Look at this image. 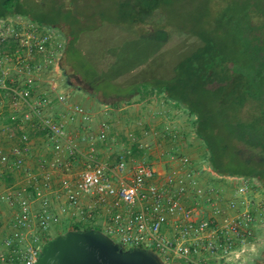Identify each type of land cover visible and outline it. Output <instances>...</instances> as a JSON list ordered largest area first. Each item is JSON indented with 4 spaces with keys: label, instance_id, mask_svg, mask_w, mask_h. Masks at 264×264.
<instances>
[{
    "label": "built area",
    "instance_id": "built-area-1",
    "mask_svg": "<svg viewBox=\"0 0 264 264\" xmlns=\"http://www.w3.org/2000/svg\"><path fill=\"white\" fill-rule=\"evenodd\" d=\"M66 48L55 27L0 18V139L11 143L0 141V180L11 179L0 190V263L36 264L65 219L85 226L104 217L101 230L123 249H152L165 264H227L262 240L264 185L198 162L178 148L188 146L185 130L164 127L173 151L163 167L131 149L100 159L107 123L72 135L68 122L88 127L93 115L64 92ZM37 135L44 153L34 152Z\"/></svg>",
    "mask_w": 264,
    "mask_h": 264
},
{
    "label": "rangeland",
    "instance_id": "rangeland-1",
    "mask_svg": "<svg viewBox=\"0 0 264 264\" xmlns=\"http://www.w3.org/2000/svg\"><path fill=\"white\" fill-rule=\"evenodd\" d=\"M237 2L242 5L247 0H61L67 9L78 16L82 28L79 45L74 51L78 73L74 72L70 77L71 84L65 77L64 92L70 102L84 106L93 115V122L88 127L68 122L69 132L76 136L79 130L82 134L89 129L97 131L103 123H107V141L96 145L100 159L114 160L131 149L134 146L132 140L136 138L140 147L133 152L135 158H145L161 167L168 165L173 143L164 137L163 127L171 124L177 129L185 130L184 141L191 142L187 133L191 128L189 116L174 104L168 103L163 95L151 90L145 91L143 83L153 76H171L174 55L196 47L199 39L196 35H190L192 33L188 24L193 27L196 23L220 16L230 8L237 7ZM147 19H153L155 27L167 25L172 31L157 33L154 32V26L147 28L151 33L135 34L131 31L132 26L135 29L138 23ZM120 24L128 28L125 29ZM55 27L66 37L72 33L70 24L60 23ZM97 87L114 94H105ZM140 89L144 90L141 94L146 95L145 98L138 93ZM253 105H247L243 112L244 120L253 118ZM62 110L63 108H58L57 113ZM5 140L6 137L3 136L1 144L9 148L11 143ZM33 141L34 152L46 151L47 143L42 136H34ZM190 145L188 149L181 146L178 148L184 149L198 162L208 160L202 145ZM82 147L89 149L87 144ZM233 164L241 169L245 168L242 163ZM6 183L5 180H0V190ZM99 219L100 222L105 218ZM81 227L104 229L102 225L96 224ZM67 231L68 224L54 227L49 240L58 236L56 234Z\"/></svg>",
    "mask_w": 264,
    "mask_h": 264
},
{
    "label": "trees",
    "instance_id": "trees-1",
    "mask_svg": "<svg viewBox=\"0 0 264 264\" xmlns=\"http://www.w3.org/2000/svg\"><path fill=\"white\" fill-rule=\"evenodd\" d=\"M237 3V7L230 8L220 16L196 23L193 27L188 24L192 33L190 35H196L199 39L196 47L174 55L171 61L172 75L153 76L143 83V89L163 95L168 103L187 113L191 126L187 131L191 139L188 146L192 143L202 145L215 172L220 175L255 177L262 181L264 0H247L242 5ZM15 14L50 27L60 23L70 24L71 35L66 37L62 34L67 40L63 69L67 82L71 84L70 77L74 72L78 73L74 53L82 31L78 16L67 9L61 0H0V18ZM152 20L141 21L135 29L132 26L131 31L135 34L151 33L147 28L154 26ZM123 25L120 24L128 28ZM154 28V32L163 34L171 30L167 25ZM97 88L105 94H114L105 88ZM144 90L140 89L138 93ZM141 97L145 98L146 95L141 94ZM249 103L254 104L252 108L255 113L253 118L244 120L243 112ZM132 141L134 146L131 149L134 152L140 144L136 138ZM233 163H242L245 168L236 167ZM5 181L8 184L11 179ZM73 229L102 231L97 227L83 228L77 225Z\"/></svg>",
    "mask_w": 264,
    "mask_h": 264
},
{
    "label": "water",
    "instance_id": "water-1",
    "mask_svg": "<svg viewBox=\"0 0 264 264\" xmlns=\"http://www.w3.org/2000/svg\"><path fill=\"white\" fill-rule=\"evenodd\" d=\"M36 264H165L152 249H123L103 231L69 230L50 239Z\"/></svg>",
    "mask_w": 264,
    "mask_h": 264
},
{
    "label": "flooded vegetation",
    "instance_id": "flooded-vegetation-1",
    "mask_svg": "<svg viewBox=\"0 0 264 264\" xmlns=\"http://www.w3.org/2000/svg\"><path fill=\"white\" fill-rule=\"evenodd\" d=\"M262 181L264 182V177H262ZM262 181L260 180L261 183ZM244 257H247V264H264V233L262 240H259L252 249L244 252L243 256L240 255L234 259L235 264H241Z\"/></svg>",
    "mask_w": 264,
    "mask_h": 264
},
{
    "label": "clouds",
    "instance_id": "clouds-1",
    "mask_svg": "<svg viewBox=\"0 0 264 264\" xmlns=\"http://www.w3.org/2000/svg\"><path fill=\"white\" fill-rule=\"evenodd\" d=\"M244 247L242 246L241 250H240V253H241V256H243L244 254ZM227 264H235V260L231 259V254H229V259L227 261ZM241 264H247V257H244V259L241 260Z\"/></svg>",
    "mask_w": 264,
    "mask_h": 264
},
{
    "label": "crops",
    "instance_id": "crops-1",
    "mask_svg": "<svg viewBox=\"0 0 264 264\" xmlns=\"http://www.w3.org/2000/svg\"><path fill=\"white\" fill-rule=\"evenodd\" d=\"M185 147L187 148L188 146H187V144L185 145ZM103 223H104V220L103 221H100V224L101 225H103ZM63 225L64 224H68L69 225V230H72L73 229V227L71 226V221H69V220H67V219H65L64 221H63V223H62Z\"/></svg>",
    "mask_w": 264,
    "mask_h": 264
}]
</instances>
